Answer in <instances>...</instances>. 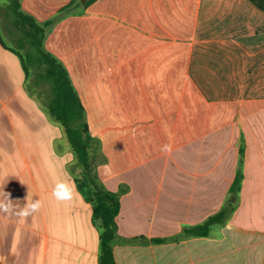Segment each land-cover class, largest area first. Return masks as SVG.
I'll use <instances>...</instances> for the list:
<instances>
[{
  "label": "crops",
  "instance_id": "obj_1",
  "mask_svg": "<svg viewBox=\"0 0 264 264\" xmlns=\"http://www.w3.org/2000/svg\"><path fill=\"white\" fill-rule=\"evenodd\" d=\"M71 1L22 6L45 21ZM7 3L0 193H11L13 207L0 210V264H99L101 224L63 126L11 48ZM46 47L69 69L102 140L101 178L127 190L118 216L126 238L174 236L219 211L245 146V179L226 224L208 236L118 240V264H264V0H96L61 19ZM57 180L72 184V200L52 195ZM27 195L42 207L21 219Z\"/></svg>",
  "mask_w": 264,
  "mask_h": 264
},
{
  "label": "trees",
  "instance_id": "obj_2",
  "mask_svg": "<svg viewBox=\"0 0 264 264\" xmlns=\"http://www.w3.org/2000/svg\"><path fill=\"white\" fill-rule=\"evenodd\" d=\"M96 0H72L50 19L40 21L23 9L22 0H8L4 10L7 26L14 39L11 48L18 52L25 68L29 86L40 87L48 98V111L63 126L75 152L80 171L76 180L79 188L91 203L95 218L100 222L101 254L99 264H118L115 258L114 242L167 241L188 236H208L215 225L226 224L235 210L234 198L240 193L245 179L243 169L245 146L241 145L240 160L235 180L230 188L232 195L219 211L203 222L187 225L177 235L155 237L146 235L126 238L119 234L118 216L121 212V194L127 191L111 190L99 173V165L108 161L100 138L90 129L88 114L80 93L65 63L46 47V39L53 27L64 17L83 12ZM6 45V43H4Z\"/></svg>",
  "mask_w": 264,
  "mask_h": 264
},
{
  "label": "clouds",
  "instance_id": "obj_3",
  "mask_svg": "<svg viewBox=\"0 0 264 264\" xmlns=\"http://www.w3.org/2000/svg\"><path fill=\"white\" fill-rule=\"evenodd\" d=\"M74 187L72 184H70L67 180H57L55 183V187L53 189L52 195L57 200H72L74 198ZM0 196L3 197V199H0V210L9 213L12 211V204H11V193L3 192L0 193ZM27 203L25 204L24 208L20 211L16 212L15 214L21 217V219L27 217L28 215H31L33 212L39 211L42 207V201L36 200L31 201L28 198V195L26 197Z\"/></svg>",
  "mask_w": 264,
  "mask_h": 264
},
{
  "label": "rangeland",
  "instance_id": "obj_4",
  "mask_svg": "<svg viewBox=\"0 0 264 264\" xmlns=\"http://www.w3.org/2000/svg\"><path fill=\"white\" fill-rule=\"evenodd\" d=\"M1 15V14H0ZM0 29H1V32H2V34H3V36L6 38L7 37V35L4 33V29H3V26H2V23H1V20H0ZM9 34V33H8ZM11 37V38H10ZM9 42L11 43V44H13V45H15V43H14V39L12 38V35H10L9 34ZM62 129V128H61ZM64 129V128H63ZM62 129V130H63ZM64 131V130H63ZM65 133V132H64ZM66 138H67V135H66ZM68 139V138H67ZM69 141V140H68ZM69 145H70V148L72 147V145H71V143H70V141H69ZM72 149V151H73V153H74V155H75V152H74V150H73V148H71ZM75 157H76V155H75ZM77 160V159H76ZM249 161L251 162H254V163H258V156L257 155H250V158H249ZM249 188H251V187H249ZM252 210H250L251 211V214L255 217V219H257V220H259V219H261V218H263V215L261 214L262 213V211H260V210H253V208H251Z\"/></svg>",
  "mask_w": 264,
  "mask_h": 264
}]
</instances>
